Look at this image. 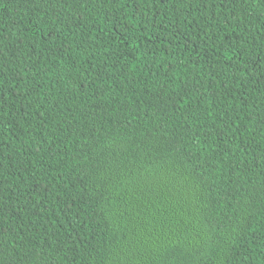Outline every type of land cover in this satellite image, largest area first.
<instances>
[{"label": "trees", "instance_id": "16d2710c", "mask_svg": "<svg viewBox=\"0 0 264 264\" xmlns=\"http://www.w3.org/2000/svg\"><path fill=\"white\" fill-rule=\"evenodd\" d=\"M0 264H264V0H0Z\"/></svg>", "mask_w": 264, "mask_h": 264}]
</instances>
